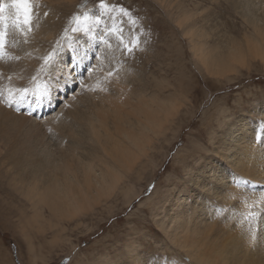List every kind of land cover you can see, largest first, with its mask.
<instances>
[{"label": "rangeland", "instance_id": "rangeland-1", "mask_svg": "<svg viewBox=\"0 0 264 264\" xmlns=\"http://www.w3.org/2000/svg\"><path fill=\"white\" fill-rule=\"evenodd\" d=\"M45 1L33 0L34 14L28 24L32 29L38 20H47L53 15L56 18L54 30L48 33L44 30L37 38L36 69L43 67L39 76L37 71L31 73L28 68V61L34 63L35 58L20 53L18 43L24 33L19 32V28L24 24L15 25L11 19L6 21L13 26L9 43L14 50L6 46L0 54V102L7 105L6 111L0 114V187L6 191L0 200V264H263L259 254L254 253L250 260L242 253L248 250L252 255L256 243L260 242L259 236L264 233V205L258 209L262 221L256 219L247 227L242 219L253 200L262 196L258 188L254 189L257 196L243 201L241 209L237 199L228 202L232 211H224L222 217L200 222L192 219L196 229L190 231H173L170 216L172 205L177 200L181 202L182 182L191 178L190 174L185 177L186 171L198 175L200 169L209 165L224 167L216 151L225 144L233 126L239 124L240 129L243 122L250 124L254 129L252 136L259 141L256 147L264 145V64L260 60L250 61L249 66L240 68L236 75L211 76L195 59L191 43L192 38H205V50L213 53V60H220V56L225 57L220 49L230 40L233 42L230 36L240 42L250 36L253 26L245 24L239 7L234 5L236 0H165V4L163 0H76L68 9L55 8L58 5ZM101 3L117 11L106 12L101 9ZM120 7L132 13L135 26L127 17L119 15ZM12 12L10 15H14V10ZM64 13H68L66 17ZM204 14H210L211 22H205ZM80 29L84 33L82 39L99 41L96 46L100 54L106 51L102 54L106 61L101 63L103 76L100 74L96 82L88 86L77 107L62 104L36 125L34 121H27L26 103L19 97L34 85L37 77L47 75L50 62L46 64V59L55 56L50 53L55 45L60 41L77 40L81 36ZM54 38L56 41L52 42ZM133 38H138L139 43L129 44L132 48L129 52L121 40L128 44ZM22 58L28 61L23 62ZM122 89L127 96L120 94ZM101 94L114 98V101L109 100L113 102V109L120 103L116 111L127 118L133 115L131 112L129 116L130 111L146 106L152 108L151 104H145L152 98H169L180 111L163 138L153 137V154L150 152V161L145 162L143 168H137L143 175L139 179L134 176V184L123 179L114 195L78 219L53 215L44 204L32 203V195L28 193H38L39 189L51 186L52 171L45 170L51 163L43 160L47 155H50L49 161L58 165L67 167L69 162V174L81 168L84 161L93 162L97 169L105 167L103 159L97 158L91 150L100 148L89 140L88 122L95 104L104 100ZM131 94L136 98H131ZM118 97L125 99L119 101ZM9 99L14 101L12 107L8 106ZM116 100L119 103H114ZM103 111L100 110L102 115ZM104 117L113 118V115L104 111ZM14 119L20 126L34 127V132L20 134L21 128L13 131L7 122ZM123 127L117 123L109 129L111 132L108 130V136L103 137L108 150L117 136H123ZM35 138L39 139L38 152H33L26 143L27 139ZM18 191L24 194L23 198L18 196ZM194 193L190 185L187 197L191 203L196 196ZM28 218L43 222L28 224ZM174 232L180 236L175 237ZM189 243L190 249L186 251ZM195 250L202 251V263Z\"/></svg>", "mask_w": 264, "mask_h": 264}, {"label": "bare ground", "instance_id": "bare-ground-1", "mask_svg": "<svg viewBox=\"0 0 264 264\" xmlns=\"http://www.w3.org/2000/svg\"><path fill=\"white\" fill-rule=\"evenodd\" d=\"M75 1L76 0H47L45 2L58 5L54 6L55 8L68 9L71 8ZM164 1L165 0H163V4L166 3ZM234 5L239 7L241 17L245 24L252 25L253 30L250 36H246L244 41L241 42L239 40L235 41L234 36H230L229 38L233 39V42L230 40L228 44L225 43V48L220 49L224 51L225 57L221 58V56L218 55L220 56V60H213V53L205 50V38L197 37L191 40L194 48V57H196L195 59L201 64L202 69L211 76L220 77L226 74L234 75L240 68L247 66L250 61L260 60L261 64H264V0H251L248 4L244 1L236 0ZM66 14L68 13H64V17H66ZM55 19L53 15L47 20L41 19L36 21L32 29L29 25H22L19 28V32L24 33L22 40L18 43L20 45V53L31 55V57L35 58V62H30L26 58H22L21 60L23 62L27 60L29 62L28 68L30 72L34 73L35 70L38 72V76L40 72L43 71V67L36 69V65L39 61L37 38L44 30H46L47 33L54 30L55 27L53 28V23ZM204 19L205 22H211L210 14H204ZM49 21L50 23H48ZM58 22L60 21L58 20ZM92 27L94 29V26ZM29 28L30 30H28ZM6 29L7 24L4 22L0 23V30L6 31ZM85 29L86 28H84V30ZM9 30L10 34L6 33L5 43L6 46L10 48V51H13L14 48H12L9 43V37L14 30H12V27H9ZM89 30H91V28ZM81 31L80 35H83V30ZM90 34H87V36ZM52 35H54V33ZM55 41L56 38L52 40V42ZM198 45L199 47H197ZM101 46L103 45L101 44ZM104 51L105 49L101 54L99 53L98 60L93 61L89 68V65L86 67L88 54L85 46L78 42L65 43L62 53L57 54L52 60L47 77H37L34 85L25 92L23 101H26L27 110H29H25L29 114L26 116V120L34 121L36 125L37 122L53 112L59 103L63 105L71 104L77 107L79 101L87 91L88 86L96 82L94 79L91 81L88 80L90 74L93 72L96 73V75H102L101 72H103L104 66L101 65V63H106L102 55ZM77 53L79 55H77ZM43 61L45 62V58H43ZM100 65L102 68H100ZM20 73L22 76H25L23 72ZM120 94L127 96L123 89L120 90ZM100 98L104 100L95 104V111L91 113V117L88 119L90 128L89 140L99 145L100 149L95 150L91 148V150L97 158L103 159L105 167L97 169L93 162L84 161L81 168L77 171L74 169L71 171L70 176L69 162H67V167L58 165L54 163V161H49L50 155H47L43 160L48 164L51 163V167L45 169L47 173L52 171L50 175L51 186L39 189L38 193L32 191L28 193L32 195V203L36 201L44 204L53 215H58L70 220L74 218L78 219L84 216L86 212H93L97 206H100L107 198L114 195L118 191L119 184L123 179H125V182L129 180L131 184H134V176L137 175L139 179L143 175L142 172L137 171V168H143L145 162L147 164L150 161L152 150L155 148L152 147L153 145L151 146V144H154L152 143L154 142L153 137H158V140H160V137L163 138L165 134L171 130L174 120L176 116L179 115L178 113L180 111L178 110L179 106L177 108V105L169 100V98L164 100L155 98L148 100L146 98L147 100H144L145 104H151L153 110L151 107L146 106L145 109L144 107L136 109V112L130 111L129 116L131 112L133 115L137 113V117L132 115L131 118L133 119H131L130 117L127 118L126 116H122V113L119 114V111H116V108L120 109L121 107H119V105H121L119 101L125 98L118 97L117 100L119 101L116 100L114 103L118 102L119 105L118 107L115 106V109L112 108L113 102L111 101H114V98H112L111 95L101 94ZM131 98L136 97L132 95ZM143 99L141 100L143 101ZM130 100L133 101V99ZM126 101L129 100L127 99ZM134 102L133 105H135ZM55 105L57 106L55 107ZM6 109L7 105L0 102V114H2V110L6 111ZM100 110L112 114L113 118H105L104 111L102 115ZM53 122H56V120L53 119ZM117 123L124 125L123 136H117V140L111 143L110 149L108 150L103 143V137H107L108 130ZM7 124L12 126L13 131H17L21 128L18 131L20 134L29 135L31 132H34V127L30 125L20 126L17 119L10 120ZM241 127L242 128L239 129V124L233 126L232 129L228 131L225 144L216 151L217 159L221 161L224 167H218V164V166L215 165V168H211L209 165V168L206 166L200 169L198 175H193V173H188V171L185 172V177L187 178L188 174H190L191 178L189 181L184 180L182 182L183 192L181 193V202L177 200L176 203L172 205L173 209L170 216L173 223V231L174 229H183L185 231L196 229L192 224V219L199 220L198 222H200L212 217L218 218L224 216L221 213L226 210L232 211L228 203L229 201L239 199V208L241 209L243 207V201L252 196H257L254 192L255 188H258L262 192V196L253 200L252 205L248 209L249 212H243L244 215L242 219L246 222L247 227L252 226L256 219L262 221V216L259 215L258 209L264 205V145H260L263 150L259 149L260 147H256V143H259V141H257L258 138L256 136H252L254 129L250 124L247 125L246 122H243ZM109 132H111V130H109ZM83 134H85V132H83ZM150 135L154 136L150 137ZM156 141L157 140H155V143ZM26 143L33 149V152L39 151L38 138L32 140L27 139ZM151 147L153 149H151ZM26 162L31 164L30 159H27ZM222 164L220 166H222ZM91 175H93V177H91ZM60 176H62V179L59 178ZM190 185H192V190L196 195L192 203L187 197L188 187ZM0 192L3 194L0 196V200H2L6 195V191L3 187H0ZM17 193L20 198L24 197L22 192L18 191ZM241 193L244 196H241ZM35 222L40 223L43 222V220L27 219L28 224ZM239 222L241 226H243L242 220L239 219ZM174 235L175 237L180 236L178 232H174ZM259 241V243H256L255 249L252 250V255H249L248 250H243L242 253L244 257H248L250 260H253V254L257 253L264 264V233L259 236ZM190 244L191 243L185 246L186 251L190 249ZM195 252L196 257L202 263L204 259L202 251H198L197 253L195 250Z\"/></svg>", "mask_w": 264, "mask_h": 264}, {"label": "snow or ice", "instance_id": "snow-or-ice-1", "mask_svg": "<svg viewBox=\"0 0 264 264\" xmlns=\"http://www.w3.org/2000/svg\"><path fill=\"white\" fill-rule=\"evenodd\" d=\"M101 9L106 11V12H115L117 11L115 9V7H113L112 9H109L107 5L101 3ZM6 10H8V13H6ZM14 10V15H10V13ZM119 15L123 16V17H127L129 22L135 26L136 25V19L132 16V13L124 7H120L118 9ZM34 14V7H33V3L32 0H11L10 3H6L3 5V7H0V23H3L4 21L11 19L13 24L15 25H28L31 23L32 17ZM73 31H75V29H73ZM103 39V38H101ZM6 31L4 30H0V54L3 53L5 47H6ZM104 43H107L106 39H103ZM121 43L124 45V48L131 52L132 48L129 46V44L131 43H139L138 38H133L132 41H130L128 44H125L123 42V40H121ZM77 55H79L77 53ZM0 58H2V55H0ZM53 60V56H49L46 59V64H48L50 61ZM82 87V85H81ZM25 92L27 91V89L24 90ZM10 96H11V92H10ZM19 99H23V96L19 97ZM14 101L9 99L8 102V106L12 107ZM65 107H68L69 105L65 104ZM255 235L252 236V242H255Z\"/></svg>", "mask_w": 264, "mask_h": 264}]
</instances>
